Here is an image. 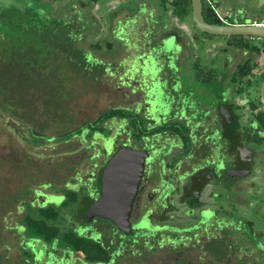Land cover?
<instances>
[{"label": "flooded vegetation", "instance_id": "obj_1", "mask_svg": "<svg viewBox=\"0 0 264 264\" xmlns=\"http://www.w3.org/2000/svg\"><path fill=\"white\" fill-rule=\"evenodd\" d=\"M212 7L209 0H202V15L208 24H212L213 18L206 15V8L216 12ZM144 10L143 19V15L135 14L133 19L115 21L114 26L110 16L112 34L120 38L115 42L118 49L113 55L100 50L90 56L91 62L87 60L85 69L94 81L101 74L115 79L110 87L113 93L109 97L110 106L102 113L115 115L104 121L102 114L87 120L79 132L63 141L66 146L72 140L80 143L85 137L104 140L102 148L81 161L84 167H80V160L68 161V167L76 164L70 172L66 171L64 178L52 177L53 180L27 190L31 198L21 201L23 215L19 221L27 213V204L33 216L53 209L57 214L53 226L58 235L48 243L37 236L27 238L20 223V239L26 241L19 246L23 256L24 250L30 254L28 260L22 256L25 263L92 264L80 251H74L64 241L60 243L69 232L93 240L108 251V261L96 264H125L121 256L126 250L132 249V255L138 256L136 246L151 250L162 247L165 241L169 243V239L177 241L169 243L173 247L194 242L191 247L201 256L212 255L211 259L221 254L226 223L220 216L226 212L229 191L242 188L238 178L251 172L248 163L252 162L257 147L264 148V126L259 122L264 120V107L259 100L264 67L259 70L261 51L257 54L250 50L264 47V43L251 38L221 37L220 50H212L213 35L195 28L191 6L186 16L190 17L191 26L175 23L167 29L162 27L160 9H156L157 17L154 10L149 12L147 7ZM137 17L141 19L137 28H146L142 34L129 27L133 25L130 21L137 23ZM219 18L222 25L244 24ZM148 28L154 32L149 33ZM100 32L98 29L97 37ZM170 34L176 38L166 39ZM152 39L156 40V48L148 44ZM166 42L171 46L168 50ZM217 57L219 64L213 63ZM242 65L255 68L240 76L238 67ZM87 123L95 129L91 131ZM83 131L86 134L81 136ZM77 136L82 139H74ZM89 145L86 148L90 149L93 143ZM122 146L141 152L144 157L130 211V232L90 214V205L101 194V171ZM68 154L78 157L76 150ZM58 165L67 170L65 163ZM69 193L75 196L72 204L66 202ZM147 226L186 231L191 226L192 230L180 234L176 231L168 238L166 231L153 234L145 229ZM200 255L196 258L200 264H209L210 257L203 259ZM192 258L188 263H195ZM138 264H142L141 259Z\"/></svg>", "mask_w": 264, "mask_h": 264}, {"label": "rangeland", "instance_id": "obj_2", "mask_svg": "<svg viewBox=\"0 0 264 264\" xmlns=\"http://www.w3.org/2000/svg\"><path fill=\"white\" fill-rule=\"evenodd\" d=\"M158 1L99 0L92 9H89L90 5L86 2H75V7H73L75 12L73 14L79 12L86 16V29L91 30L94 28V24L89 21L88 17L91 15L92 21L96 22L97 30H101L98 37L87 38V42H84L85 48H88L87 43L90 41L93 43L98 42V40L101 43L111 41L114 43V47L108 54L113 55L118 49L115 42L120 38L118 35L112 34L111 30L113 28L110 24V16L112 17L113 26L116 23L115 21L122 20L125 17L133 19L135 14H145L144 9L146 7L149 12L154 10V16L157 17L156 9H160ZM209 1L220 17H227V21L231 23H264V0ZM67 2L69 0H61L57 4L65 5ZM9 4H11L9 0H0V6L7 7ZM67 11L68 9L66 14ZM145 15L141 16V19ZM171 18L169 14L163 15L162 27L164 29L174 27L175 23L187 27L188 24L191 26L189 16L185 19ZM141 19L137 17V23L130 21L133 25L129 24V27L134 29L139 27ZM141 26L146 25L141 24ZM144 30L146 31L145 27L142 29L137 28L140 34ZM147 31L152 33L153 30L148 28ZM136 33L134 32V34ZM119 35L121 34L119 33ZM140 37L141 40H144L143 36ZM222 39L219 36H212L213 47L211 49L219 51ZM155 42L156 40L152 39L148 44L150 47L156 48ZM119 60L120 58L117 59V61ZM88 61L91 62L90 59ZM218 62L219 57L213 63L219 64ZM18 63L10 64L3 55L0 57V85L8 89L15 88L14 93L16 96V99L10 101V104L16 106L13 108L15 115L6 111L4 102L7 100L0 97V103L3 105V108L0 107V255L2 257L0 264H33V261L25 263L22 260L23 250L19 246L20 242L23 241L20 239L21 232H18V226L21 223L19 220L23 215L20 207L22 205L21 201L31 198L29 191H27L29 188L31 190L32 187L49 182L53 180L52 177L64 178L66 171L70 172L76 164L68 167L66 162L80 160L79 165L82 167L83 163L81 161L83 159L86 161L94 150L102 148L104 140L100 137L90 139L85 137L80 143L78 140H72L66 145L67 147L63 142H57V138L65 131L82 128L87 120H93L107 111L110 106L109 97L113 95L110 90L115 80L109 77L108 74H101L98 76V81H94L93 78L79 79L74 77L64 82L60 78V82L54 79L58 82H55L56 84L53 81L51 84L45 82L43 84L42 79L37 75L38 73H35L38 72L40 67L38 63L25 70L31 73L29 77L28 73L25 74L26 77L21 76L22 72L19 71ZM258 64L260 66L259 70H262L261 68L264 67V49L261 50ZM54 65L53 61L48 60L45 67L50 70ZM103 75H106V77ZM27 82L33 87V89L26 90L28 93L30 92L28 100L22 99L21 94L25 91L24 84ZM29 127L38 133L44 134L46 139L41 147L27 141L30 133ZM85 134L86 131L81 132V136ZM77 138L82 139L80 136L74 139ZM262 142L263 140L260 144ZM90 143H93L90 149L86 148L90 146ZM74 150L78 153L76 158L68 154V152ZM60 162L65 163L67 170H63L58 165ZM248 168L251 172L242 178H238L242 188L238 191L236 189L235 191H229L226 212L220 216L223 217L226 223L223 230L225 242L221 245V254L216 257L217 259H211L212 255L210 254L201 256L196 249L191 247L194 242L186 244L185 247L182 245L173 247L169 243L176 244L177 241L172 242L169 239V243L165 241L162 247H154L151 250L136 246L135 250L138 251V256L136 254L135 256L132 255L133 250L128 249L121 256L124 259L123 262L125 264H138V260L141 259L142 264H190L188 262L193 256L192 262L195 263L192 264H200L196 259L200 255L203 259L209 256L210 258H207L209 264H264V148L262 145L257 147L252 162L248 163ZM231 183L230 180L229 184ZM238 184L236 182V185ZM26 191L28 193L25 194ZM18 207L20 208L18 209ZM187 228L190 229L186 231L181 228L177 230L164 227H145L147 231L153 234L158 231H166L165 237L168 238H171L176 231L180 234L183 231L190 232L192 230L191 226ZM159 236L157 239H159ZM202 240L203 238L199 241L200 244ZM214 246L213 243L211 245L212 254L215 253Z\"/></svg>", "mask_w": 264, "mask_h": 264}, {"label": "trees", "instance_id": "obj_3", "mask_svg": "<svg viewBox=\"0 0 264 264\" xmlns=\"http://www.w3.org/2000/svg\"><path fill=\"white\" fill-rule=\"evenodd\" d=\"M11 4L7 7L0 6V57L3 55L8 63L19 64L21 76L28 77L31 73L25 71L32 65H40L37 75L42 79L43 84H51L54 79H63V82L71 78L88 79L91 73L85 69L87 60L91 55L101 50L105 53L110 52L113 48L111 41L103 43L92 41L88 42V48H85L84 42L87 38L96 36L97 27L92 16L89 15V21L94 25L91 30L86 29V16L83 13H75V2L83 1L90 5L92 9L99 0H69L65 5L57 4L61 0H9ZM205 2V0H203ZM56 3V4H55ZM158 7L164 14H169L172 18H185L190 12V0H159ZM68 13L66 14V10ZM70 13V14H69ZM67 16V18H66ZM91 17V18H90ZM96 18V17H95ZM262 23V22H258ZM243 24V23H239ZM84 35V36H83ZM233 39H244L248 37L232 36ZM264 43V40H262ZM104 44V45H103ZM246 46V44H245ZM249 48L248 46H246ZM104 49V50H103ZM264 47H253L250 50L257 54ZM88 54V55H87ZM53 61V68L47 70L46 61ZM69 65L68 67H66ZM255 68L254 65H242L238 67V75L244 76ZM32 72V71H31ZM263 76V75H262ZM261 76V77H262ZM58 83V82H57ZM47 86V85H46ZM51 86V85H50ZM22 99L30 98L28 91L33 87L27 83L24 84ZM15 88H4L0 85V97L7 100L4 105L6 111L14 114V104L10 101L16 99ZM5 93V94H4ZM8 102V103H7ZM27 103V102H26ZM0 107L3 105L0 103ZM1 109V108H0ZM115 113L107 112L102 114L101 121L106 120ZM17 122V121H16ZM261 125L264 126V120L260 119ZM90 130L95 128L87 123ZM29 138L27 141L31 144L41 147L45 142V136L30 128ZM81 128L71 131H65L57 138V142L62 143L72 137ZM102 131V130H101ZM51 140V139H50ZM68 204L75 202V196L70 195L66 201ZM27 213L22 218L21 223L24 228V234L27 238L37 236L45 242H51L58 235V230L53 226L57 214L53 209H48L37 216L31 215V210L27 204ZM62 238V237H60ZM66 242L74 251L83 253L87 262L96 264L108 261V251L99 244L88 238H79L72 233H67L60 243ZM30 254L24 250V260H28ZM2 259L0 255V260Z\"/></svg>", "mask_w": 264, "mask_h": 264}, {"label": "water", "instance_id": "obj_4", "mask_svg": "<svg viewBox=\"0 0 264 264\" xmlns=\"http://www.w3.org/2000/svg\"><path fill=\"white\" fill-rule=\"evenodd\" d=\"M192 20L195 28L202 33L220 37L242 36L264 40V23L243 25H222L216 12L206 8V15L213 18L212 24L204 21L202 0H190ZM176 38L175 34L166 37ZM171 46L166 42L165 49ZM259 100L264 107V76L259 88ZM144 157L141 152L126 146L120 147L100 174V197L90 205V214L114 223L124 232H130V211L138 189L143 170Z\"/></svg>", "mask_w": 264, "mask_h": 264}]
</instances>
